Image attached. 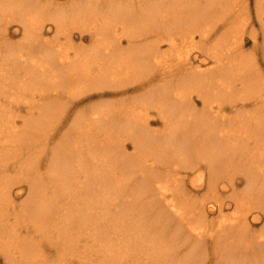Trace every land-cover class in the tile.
Wrapping results in <instances>:
<instances>
[{
	"label": "bare ground",
	"instance_id": "1",
	"mask_svg": "<svg viewBox=\"0 0 264 264\" xmlns=\"http://www.w3.org/2000/svg\"><path fill=\"white\" fill-rule=\"evenodd\" d=\"M236 2L0 0V239L10 220L7 233L18 242L22 225L32 237L21 255L7 252L10 261L38 264L45 240L36 234L55 228L62 251L83 248L79 264H205L209 250L214 264H244L235 252L249 240L250 207L264 213V72L254 52L242 50ZM256 8L264 30L262 0ZM12 23L24 35L17 43L8 41ZM97 88L121 97L78 110L63 132L68 104ZM129 91L137 94L124 97ZM235 107L242 110L227 117ZM152 113L162 130L152 128ZM190 115L195 121L184 130ZM182 168L207 188L198 207L190 194L179 198L178 181L175 190L168 184ZM238 175L246 180L242 192ZM23 182L30 210L11 218V187ZM223 187L234 191L230 214L214 200ZM250 255L259 260L264 250Z\"/></svg>",
	"mask_w": 264,
	"mask_h": 264
},
{
	"label": "rangeland",
	"instance_id": "2",
	"mask_svg": "<svg viewBox=\"0 0 264 264\" xmlns=\"http://www.w3.org/2000/svg\"><path fill=\"white\" fill-rule=\"evenodd\" d=\"M58 1L62 2V1H66V0H58ZM67 1H69V0H67ZM246 1H247V3H246ZM262 1L264 3V0H262ZM243 2H245V3H243ZM246 4H247V6H246ZM256 6H257V0H237L236 6L234 7L237 10L234 11V12L236 14H238L237 15V20L239 21L240 24L243 25L242 27L246 31V32H244V35H243L245 37V41H244L245 43H244V46H243L242 50H244V52L247 53V54L251 53L249 55H252L253 52H254V54H253L254 57L253 56L252 57L254 59V63H257V61H258V65L259 66L257 64L256 65L259 68L255 67L256 65H252L253 66L252 68L253 69L258 68V69H260L261 71L264 72V37H263L264 36V30H262V23H261L262 20L260 19V15H258V13L260 11L257 10ZM258 17H259L260 20H258ZM51 22L52 21L47 20L46 24L44 26V34H45V36L50 37V39L54 38V36H55V28L53 26V23H51ZM252 30H254L255 32L252 31ZM74 32H75L74 38L75 37L76 38H75V41L73 43L77 44L78 41H79V36L77 34V31H74ZM8 34H10V35H8ZM7 36H8V39H9L8 41H11L13 43H17V42L23 40V38H24L23 32L20 30L18 23H12L10 28L7 30ZM254 36H255V38H254ZM256 36H257V39H259L258 41L254 40V39H256ZM85 41H86L85 43H87V45H89L90 41H88V40H85ZM79 43H80V41H79ZM109 90L110 89H102V88H97L94 91L92 89L86 90L85 92H87V93L83 94L84 99L80 102V104L77 102L76 99L74 100V102H72V103L70 102V104H68V107L70 108L69 111L72 112L71 113L72 116H70V119L67 122L64 123V125H63L64 128H63L62 131L64 132L69 124L74 123V120H73L74 118L73 117H76V115L74 116V114H76L78 110L86 108L87 111H90V110L93 109V107L96 104H101V102L105 103L107 101H112V100L113 101H117V99H119V97H121L120 95H116L115 93H112ZM129 92L130 93L127 92V94H125L124 97H128V96L130 97V96H134L135 94H137V91H134V92L133 91H129ZM192 96H193V99L195 100V103H196L195 104V108L197 107L194 110L200 111L202 109L201 107H203L201 98L195 92H193ZM61 97H66V94H62ZM62 100H65V98L62 99ZM74 104L76 106H74ZM24 106H25V104H22V107H21V109L19 111L22 112L21 114L26 115L27 114L26 113L27 108H26V106L25 107ZM247 108L248 109H243V110H245L243 112H246V111L251 112L250 110H252L253 106L252 105H251V107L247 106ZM235 109L234 110L233 109L232 110H227L226 112L229 115H226V116L227 117L231 116V113H232V115H234V112L236 113L237 109L240 110V108H238V107H235ZM15 113H18V112H15ZM190 116L184 117V120L187 119L186 120V124L184 122V125H185L184 130H189L190 126L195 121L193 119V117L192 116L190 117ZM151 117H152L151 119H153L152 125H151L152 128L156 129L155 131L162 130L163 127H164V124H162V122L158 121V118H159L158 115H156L155 113L154 114L152 113ZM16 119L18 120V122H20V123H18V126L22 125V122H21L22 118L17 117ZM155 121H156V123H154ZM159 126H161V127H159ZM49 132H48V134H50ZM52 132L53 131H51V133ZM59 135H60V133L57 134V136H56L57 139H59L58 138ZM177 139L180 140L181 137H178ZM53 140H54V138L51 140L52 143H54V141H55V140L54 141ZM178 142H180V141H178ZM127 143H128L127 144L128 146H127V149H126L125 153L126 154L129 153L128 155H131L132 152L134 151L133 150V143L130 140L127 141ZM195 172L196 171H193V170L190 171L189 169L182 168L181 169V173L175 174L176 177H175L174 173H172V175H170L169 182L171 180L172 181H171V183L168 182V184L173 185L172 187H174L175 186L174 185L175 182L178 181V183H176V184H177V188L180 187L179 188L180 190L177 189V188H176L177 190H175V187H174L173 190L177 191V193L180 192V194H177L178 196L180 195L179 198H181L184 194H185L183 196L184 198L187 197V195L190 194L188 197L190 199L193 197L191 199V201L193 200L195 206L198 207V206H200L201 201L205 200V198L202 195H204L206 197V200H207L209 195H208V191H206L207 188H205V186H203L202 188L194 186L193 179L196 177V173ZM236 178L239 179V180L236 179L237 182H238V185H239L238 188H237L238 189L237 191L238 192H242L246 188V180L243 179L241 175H238ZM180 185H182V187H184V188L182 189V187ZM11 191H12L11 192L12 193V195H11V197H12L11 198V200H12L11 203H12L13 206L11 205L12 208H11L10 212L13 215H15V216L12 215L11 218H15L16 214H17V216L19 215V217L22 216L21 218L27 217L26 214H28L29 213L28 210H30L29 202H30V196H31L30 195L31 192H29L30 191L29 186H27V184L24 183V182L22 184H20V185L14 183V186L11 187ZM222 192H223V196L221 194ZM233 192L234 191L231 189V187H226V188L223 187L221 189L219 198L218 199H214L215 201L217 200L216 201L217 203H222V205H224V210L228 214L233 213V211L236 209L235 208V203L232 200V196L233 195H231ZM182 193H183V195H182ZM224 195H228L230 198L227 197V196L224 197ZM200 197H202V198H200ZM222 197H224V198H222ZM158 198L159 197H157V199ZM147 199L148 198H146V200ZM27 200H29V201H27ZM198 200H199V202H198ZM218 200H219V202H218ZM222 201H224V202H222ZM163 202L164 201H162L160 198L158 199V205L161 206L162 208L164 206ZM156 204L157 203H155V205ZM13 207H15V208H13ZM18 209H21V210H18ZM96 209H99V207H97ZM164 209H166L165 206H164ZM250 209H251V211H250L251 213L249 212L248 215L250 216V221L251 222H250V225H249V231H248L247 238L249 240H252L250 242H252L253 244L250 246V249L247 252V249L245 247H243V246L246 245L249 242V240L242 242L243 243L242 248L241 249L238 248L237 249L238 252H235V254H237V256L240 259L241 258L243 259L244 264H255V262H258V264H260V263L264 264V256H262V255L258 256L259 260L249 261L251 259V255L250 254H253L254 251H256V250H264V233H263L264 232V213L262 212V210L260 208H257L256 205L250 207ZM17 212H19V213H17ZM21 212L22 213L25 212V215L22 214ZM167 212H169V211H167ZM215 214L216 213L213 212L212 215H211V216L214 217L213 219H217ZM175 219H176V217L174 215V221H175ZM11 221H13V220L7 221L6 224L3 223L2 227H1V229H3V235H4L5 239L2 240V241L0 239V264H17L18 263V261H16L17 259H11V261L9 260V257H7L8 256L7 252H9V254L11 252L16 254L14 256V258H16L17 256L21 255L19 253V251H20V249L22 250L24 248V243L27 242V239H31L32 238V237H29L27 235V233H26L27 229H26V227L24 225H22L21 228H20L22 230V232L20 233L21 237L19 239V242H18L17 236L16 237L13 236L12 232L10 234H8L7 232L12 230ZM23 223H27V222H23ZM53 230H54V232L53 231L50 232V233L49 232H46V233L44 232L45 234L42 233V232H38V234H36V237H35L36 239H39V238L43 237L45 241L42 243L43 244L42 251H39V254L34 258V260L39 261L37 258L40 257V261H39L38 264H40V262L43 263V264H79L80 261H79V257H78L79 255L78 254H83V248H80L78 251L74 250L73 253H69L68 249L66 251H62L61 248H59L57 246V244H56L59 241L58 238L55 236V235H58V230L55 229V228ZM47 233H49L51 236L48 234V237H47V235H46ZM261 233H262V236H261V238H259V236H260L259 234H261ZM56 238L58 240L57 242L55 241ZM253 239L254 240L256 239V240L254 241ZM7 240H9V242H7ZM14 240H17V243H18L17 246H12ZM184 249L186 250L187 248L184 247L183 250ZM183 250L181 251V254L186 255V252L188 253V250H186V251L184 250L185 252ZM209 251H211V250H209ZM209 251L207 253H204L203 259L204 258H206V259H204V260L202 259L200 261L201 262L205 261V264H214L216 258L214 259V262H213L212 261L213 258H211L209 255H207V254H209ZM260 254H262V253H260ZM86 264H89V263L86 261Z\"/></svg>",
	"mask_w": 264,
	"mask_h": 264
}]
</instances>
